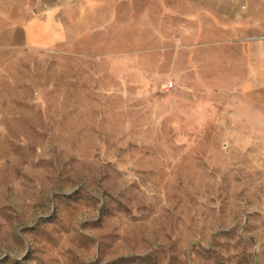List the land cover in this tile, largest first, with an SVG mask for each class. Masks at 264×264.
Returning <instances> with one entry per match:
<instances>
[{"label":"rangeland","instance_id":"rangeland-1","mask_svg":"<svg viewBox=\"0 0 264 264\" xmlns=\"http://www.w3.org/2000/svg\"><path fill=\"white\" fill-rule=\"evenodd\" d=\"M241 153L264 163V0H0V264H264Z\"/></svg>","mask_w":264,"mask_h":264},{"label":"bare ground","instance_id":"bare-ground-1","mask_svg":"<svg viewBox=\"0 0 264 264\" xmlns=\"http://www.w3.org/2000/svg\"><path fill=\"white\" fill-rule=\"evenodd\" d=\"M241 132L242 129L240 128L239 134ZM238 157L237 173L241 211L246 213L250 210L252 214H256L261 210L264 213V163L263 165L255 166L254 169L246 168L243 154L241 153ZM243 233L244 236L248 235L245 227L243 228ZM245 261L248 262L247 252L245 253Z\"/></svg>","mask_w":264,"mask_h":264},{"label":"crops","instance_id":"crops-1","mask_svg":"<svg viewBox=\"0 0 264 264\" xmlns=\"http://www.w3.org/2000/svg\"><path fill=\"white\" fill-rule=\"evenodd\" d=\"M51 23V22H50ZM27 41L33 45L49 46L54 42L64 39V31L56 22H52L43 28L39 21L27 23L25 25Z\"/></svg>","mask_w":264,"mask_h":264}]
</instances>
